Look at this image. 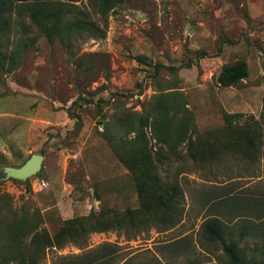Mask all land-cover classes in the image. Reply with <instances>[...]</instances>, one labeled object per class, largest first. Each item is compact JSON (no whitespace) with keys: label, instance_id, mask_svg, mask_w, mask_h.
Returning a JSON list of instances; mask_svg holds the SVG:
<instances>
[{"label":"rangeland","instance_id":"1","mask_svg":"<svg viewBox=\"0 0 264 264\" xmlns=\"http://www.w3.org/2000/svg\"><path fill=\"white\" fill-rule=\"evenodd\" d=\"M74 3L91 10L88 0ZM92 19L103 37L72 36L64 45L33 30L25 34L12 14L3 51L15 64L0 70V193L9 195L12 207L38 209L49 235L63 220L100 206L137 207L130 172L101 136L100 117L110 122L152 111L159 93L166 105L184 104L188 133L214 155L193 161L185 141L159 142L146 129L158 173L181 189L178 222L90 233L84 243L46 248L37 264H62L102 243L113 246L111 264H223L217 247L201 244L200 224L210 213L231 227L239 220L228 218L225 208H208L210 198L225 183L238 189L237 197L264 196V0H121L107 12L105 27L96 15ZM239 59L247 76L219 86L220 67ZM223 113L238 115L225 120ZM226 123L252 126L255 159L237 145L224 148ZM31 153L42 155L36 173L25 183L4 178V168L20 166Z\"/></svg>","mask_w":264,"mask_h":264},{"label":"trees","instance_id":"2","mask_svg":"<svg viewBox=\"0 0 264 264\" xmlns=\"http://www.w3.org/2000/svg\"><path fill=\"white\" fill-rule=\"evenodd\" d=\"M78 0H0V70L9 71L15 64L12 53H5L3 46L10 39L13 30L12 14L17 17L18 28L27 34L31 30L43 35L47 41L56 38L67 44L73 37L101 38L104 35L93 16L105 27L106 15L121 0H88L91 10L79 7ZM28 38H21V47ZM30 42V41H29ZM78 63V62H77ZM76 63V64H77ZM79 66V65H77ZM173 69L172 67H168ZM82 71L86 67L80 66ZM244 60H235L220 67L215 82L221 87L235 86L247 76ZM164 93L157 95L156 107L152 111L130 112L129 116H112L110 122L100 117L101 136L106 140L117 159L130 172L132 183L137 193L138 205L121 211L108 206H100L96 211H89L84 216H75L63 220L56 232L49 235L42 227V216L38 209L22 204L12 207L7 193H0V264H37L46 248H60L68 242L81 244L90 233L128 228L136 232L149 226L163 225L170 227L178 222L182 207V192L175 179L166 180L157 171L155 161L159 158L150 152L147 146V133L155 140L167 143L170 139L185 141L187 154L193 161H200L214 154L199 147V139L191 138L188 131L190 113L184 104H165ZM103 102L102 99H99ZM164 102V103H163ZM224 119L232 116L223 113ZM259 119L264 127V95L261 99ZM75 124L77 122L75 121ZM227 125L222 130L224 148L228 150L237 145V150L248 159L255 158V135L250 136V125L236 127ZM249 129V130H248ZM239 131L238 132H236ZM128 134H131L130 136ZM231 141V142H230ZM16 183L25 180L9 178ZM1 182V180H0ZM210 198L208 208H227L233 211L237 204L246 214H235L238 218L234 227L217 215L210 213L202 220L199 234L201 244L211 245L220 250L223 264H264V196L240 198L234 194L225 197ZM229 203L231 206H229ZM211 206V207H210ZM226 206V207H225ZM227 211V212H228ZM255 216L257 221H247V216ZM240 216H245L239 219ZM233 220V219H232ZM234 228V231H233ZM253 243H248V240ZM172 244L177 245V241ZM115 253L113 246L102 243L94 249L87 250L75 259L62 264H111Z\"/></svg>","mask_w":264,"mask_h":264},{"label":"water","instance_id":"3","mask_svg":"<svg viewBox=\"0 0 264 264\" xmlns=\"http://www.w3.org/2000/svg\"><path fill=\"white\" fill-rule=\"evenodd\" d=\"M41 160L42 155L31 153L20 166L4 168V178L24 180L40 169Z\"/></svg>","mask_w":264,"mask_h":264},{"label":"crops","instance_id":"4","mask_svg":"<svg viewBox=\"0 0 264 264\" xmlns=\"http://www.w3.org/2000/svg\"><path fill=\"white\" fill-rule=\"evenodd\" d=\"M255 159V158H254ZM222 190V191H221ZM237 188H234V186L233 187H231L230 185H226V183H225V185H224V187L223 188H221V189H219L218 191H219V193L217 194V195H214V196H220V197H225V194H227V195H231V194H234L235 192H237ZM248 196H250V195H248ZM253 196V195H252ZM229 206H231L229 203H227ZM223 207H224V204H223ZM222 206H221V208H223ZM226 207V206H225ZM234 210L231 212V211H228V209L226 208V210L228 211L227 212V214H226V216L228 217V218H230V217H234V215L235 214H242V215H244V214H246V212L245 211H241L240 210V207L238 206V208H237V204H235V205H232L231 206ZM252 214H250V216H247V221H254V220H251V217L252 218H255V216H251ZM243 217H245V216H243ZM243 217L242 218H239V219H243ZM234 219H238V218H233V220Z\"/></svg>","mask_w":264,"mask_h":264}]
</instances>
